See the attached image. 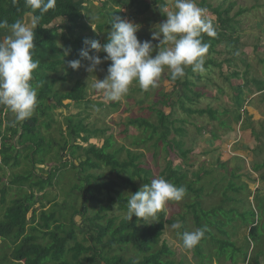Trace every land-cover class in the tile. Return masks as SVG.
<instances>
[{"label": "trees", "instance_id": "16d2710c", "mask_svg": "<svg viewBox=\"0 0 264 264\" xmlns=\"http://www.w3.org/2000/svg\"><path fill=\"white\" fill-rule=\"evenodd\" d=\"M90 2V0H57L56 7L45 13L34 29V58L40 61V65L34 70L31 83L34 87L38 84L42 86L37 94L38 105L33 116L26 121L13 124V116L5 107L0 106V166L10 167L12 170H19L22 167L24 169V172L20 175L12 176L8 185H5L0 177V205L5 204V197L13 185H16L19 191H23L25 186L31 190L29 194L23 197L11 200L0 214V241L5 244V249L9 251L8 254L2 252L0 260L6 262L10 259L15 264H174L169 258L165 259V257L172 255V252L164 242L161 243L160 249H158L166 224L171 225L175 221L174 219L173 222L165 220L164 211L158 213V222L143 224L141 227L138 225L143 222L137 221L135 216L129 222L121 219L120 216L105 214L112 210L114 204L119 205L121 211L127 210L128 196L123 194L120 189L124 187L131 188L132 193H135L138 191L135 180L140 181L142 184L151 183V171L147 170L140 162L143 157L141 152H131L124 146L113 150L111 137L106 139L103 145L98 148L89 146L86 150H82L79 144H75L76 141L86 142L87 139L96 137L97 134L89 131L86 125L83 124L82 119L77 121L70 117V120L66 123V129L71 140L63 142L59 150L61 152L68 146L71 148L70 154H73L76 150L83 151L85 160L79 163L80 168H76L72 163H70L71 166L67 161L62 162L60 160L61 163L69 165L70 170L73 171L71 180L74 178V183L71 184L68 193L65 194L67 202L58 204L54 198L55 194L50 191L53 187L59 186L60 183L57 180L60 170L57 169L59 161L55 160V165L46 172L39 168L47 163L45 160L47 157L48 160L53 161V158L49 155L53 146L50 150L46 149V145L49 144H46L38 134L37 128L40 121L43 120L44 123L49 119L48 112L50 110L57 107H67L66 105L63 106V101L67 100L75 104H85L86 102L83 84L81 85L78 82L70 91L57 93L54 91L57 80L52 75L56 72L57 64L66 63L70 59H81L79 52L81 48L85 47L83 40L73 38L71 35L77 28L85 27L83 13L86 12V5ZM157 2L160 3V8L164 7L162 0H153L154 5ZM101 4L102 9H99L98 14L99 17L104 18V23H97V28L100 31L106 26L111 27L109 23L112 16H121L120 8H109L110 13L105 11L108 5L132 7L137 15H143L150 9V4L144 0H105ZM201 6L216 16L217 26L221 30L228 29L230 20L227 15L225 16L226 19L221 18L227 13L228 9L222 11L220 6L211 9L209 4H205V1L202 2ZM240 13L239 11L237 15H240ZM32 15H39V12L33 13L26 5L25 0H0V20H7L11 24L17 19L25 20L26 17H32ZM216 32L217 36L215 38L202 33L203 42L209 44L208 52H211L214 45L223 40V33L218 30ZM65 34H68L69 37H66ZM92 39L98 40L96 37ZM58 40H62L61 47L58 45ZM234 42L232 38L229 39V43ZM67 49H70V52L65 57L64 52ZM92 53L90 51L89 54ZM60 56L62 57L60 58ZM188 75H193L191 69L188 71ZM170 81L175 82L176 86L180 83L179 79L175 81L171 79ZM180 85L184 90L177 93L175 100L172 101L171 94H163L159 103L167 105L171 111L174 104L177 103L182 110L188 113H198L200 115L207 113L212 120H216L211 109L193 110L185 108L184 102L188 101L190 103L193 101L192 98L187 96L191 92V83L189 80H185ZM255 85L257 92L264 94V80L255 81ZM191 94L194 98H198L200 95L196 92H191ZM43 99L48 100V105H45L44 110L41 103ZM49 100H52L51 105H49ZM235 103L237 113H235L234 119L235 122H239L241 115L238 112L241 110L242 105L238 97H235ZM155 112L157 123L154 125L143 119H137L129 123L136 126L143 134L148 135L146 142L154 140L152 145L153 157H158L160 153L164 155L165 167L160 177H164L176 186H184L187 190L185 199H188L185 209L195 212L197 208L201 207V201L198 200L197 194H200L202 190L195 188L197 181L189 180V183H187L186 173L179 166H173L172 162L167 160L173 156L180 161H186L190 150L183 148L185 130L183 127L176 128L173 126V121L169 120L170 114L165 115L161 110ZM4 113H7L8 116L3 117ZM221 125L222 127L226 126L225 122ZM48 127L49 125H46V128ZM171 132L178 135V139H169ZM213 137L217 138L215 135ZM140 142L146 143L145 140ZM133 143L135 144V141ZM122 151H125L126 157L120 160L119 154ZM23 152L25 153L24 156H22ZM21 158L23 161H21ZM263 166L264 164H253L252 168L254 171H258ZM102 168H107L109 173L115 174L116 181L111 179L105 181V176L98 173ZM232 174H234L233 171ZM197 175V173L193 174V177L200 179ZM222 181L223 178L221 177L220 182H214V189H219V183ZM211 182L213 181L211 180ZM34 189L38 190L40 194L42 193L40 197L34 194ZM242 189V187H236L234 191L240 193ZM246 190L249 191L247 187ZM250 193H247V195ZM258 197L262 196L254 194V206L256 208L257 203V206H260L262 210L264 209V198L260 199ZM41 199L46 200V203L50 205V209L47 212H40L39 223L34 226L36 206L44 208ZM78 201H80L81 207L79 206L77 209L76 204ZM237 202L240 203L241 199H237ZM236 206L238 205L233 204L232 208L230 207L226 212L221 210L219 222L208 220L205 224H202L199 218L194 217L197 228L203 226L208 228L205 237L193 249L195 257L198 258V264H211L212 257L217 260L224 258L231 261H236L238 257H242V260L246 261L247 264H260L259 258L264 260V245L262 244L264 234L261 232L262 229H259L260 220L262 218L264 220V211L260 213L258 207L255 211L251 206L250 212L239 213L240 210L236 209ZM96 209L98 211H94ZM215 210L208 211L205 218L209 219L210 214L214 213ZM90 211H94V214L88 216L87 214H90ZM222 212L225 215H230L232 222L231 220L225 222ZM254 212L257 216L255 222ZM28 215H30V218H28ZM76 216L81 218V225L75 224L74 217ZM67 217L68 220H66ZM117 221L118 223H116ZM28 225H31L28 228L30 232L26 234ZM242 226L248 228V236L244 239L246 240V243H244L245 249L242 246L237 247V241L231 239L236 234V230ZM45 239L48 242L43 241ZM129 245L142 254L139 258L140 261H135L134 258L125 259L118 254H110L116 249L122 250ZM203 246L213 249L212 257L209 256V253L202 252Z\"/></svg>", "mask_w": 264, "mask_h": 264}, {"label": "rangeland", "instance_id": "374dc122", "mask_svg": "<svg viewBox=\"0 0 264 264\" xmlns=\"http://www.w3.org/2000/svg\"><path fill=\"white\" fill-rule=\"evenodd\" d=\"M90 1V4L86 5V12L83 13V24L85 27L77 28L71 36L80 40L96 37L101 44H104L110 27L106 26L100 31L97 28V23H104V18L102 16L99 17L98 12L99 9H102L101 3H104L105 0ZM144 1L150 4V9L143 15H137L132 7L128 8L124 5L121 7L108 5L105 11L110 13L109 8H120L121 18L140 26L136 33L138 40H151L153 31H158L159 24L167 19V12L175 10V0H162L164 3L163 8H160L159 2L154 5L153 0ZM203 1H205V4H209L211 9L218 6L222 8V11L228 9L227 13L221 17L224 19L227 15L230 20L227 30L223 31L217 26L216 16L201 6ZM196 3L204 10L205 17L212 22L214 28L223 33V40L214 45L212 51L206 54L205 73L200 74L192 71L193 75L190 76L188 71L191 67H188L185 69V77L179 79L180 83L177 86L175 82L170 81L171 74L166 69L162 74L159 87L156 89H150L145 92L138 84L133 83L130 86L129 93L121 101L106 102L102 96L97 94L92 85L95 82V76L99 80L104 79L111 61L101 63L92 74L85 70L89 64L87 60L81 61L82 66L78 70L69 68L67 62L56 65V72L52 75L57 80L54 91L66 93L79 82L84 86L86 100L85 104L63 101V106L66 105L67 107H57L50 110L48 112L49 119L44 123L41 120L43 124L40 121L37 128L39 137H42L45 143L49 144L46 145V149L50 150L53 146L51 154H49L53 161L48 160L47 157L45 159L47 163L39 168L46 172L55 165V160L59 161L57 169L60 170L57 180L60 183L59 186H55L50 190L55 194L54 198L58 204L67 202L65 194L68 193L69 187L74 183V178L71 180L73 171L70 170L71 167L69 168L70 163L74 164L76 168H80L79 163L85 160L83 151L76 150L73 154H70L71 148L68 146L61 152L59 150L63 142L71 140L66 129V123H68L70 117L77 121L82 119L88 130L97 134L96 137H91L86 142L82 140L76 141L75 144H79L82 150H86L89 146L98 148L103 145L106 139L111 137L113 150L124 146L131 152H141L143 157L140 162L147 170L151 171L152 179H154L160 177L165 167L164 155L160 153L158 157L154 158L152 146L154 140L146 142L148 135L143 134L141 130H138L136 126H132L129 122L143 119L154 125L157 123L155 111L161 110L165 115L170 114L169 120L173 121L174 127H183L185 130L183 148L190 150L186 161H180L173 156L167 160H170L173 166H179L186 173L187 183H189V180L197 181L195 188L202 190L200 194H197L198 200L201 201L200 208H197L195 212L185 209L188 203V199L185 198L179 203L169 202L164 210L165 220L173 222L174 219L173 223L180 222L182 228L179 231L182 233L197 229L194 217L199 218L202 224H205L208 220L219 222L220 211L226 212L230 207L232 208L233 204L238 205L236 209L240 210L239 213L250 212L251 206L255 211L258 207L260 213H263L264 209L261 210L256 202L255 208L253 199L254 194L256 196L261 195L262 197H258L260 199L264 198V178H262L264 176V166L258 171H254L252 167L253 164H264V94L257 93L255 85V81L264 80V0H196ZM239 11L241 13L237 15ZM30 19L31 16L26 17L25 21ZM65 36L69 37L68 34H65ZM230 38L235 42L229 43ZM61 44L62 40H58L60 47ZM152 44L154 49L158 50L159 41L152 40ZM155 54L156 52L154 51L153 56ZM97 55L103 60L106 53L101 52ZM71 60L73 59L68 61ZM185 80L190 81L191 92H196L200 95L198 98H194L191 92L187 94L193 101L189 103L185 100L184 107L193 110L211 109L215 114L216 120H212L207 113L202 115L188 113L182 110L177 103L174 104L172 111L167 105L159 103L163 94H171L172 101L175 100L177 93H181L184 90L180 84ZM40 89L41 87L37 89V93ZM235 97L239 98L242 105L241 110L238 112L241 115L239 122H235L234 119V115L237 113ZM41 103L44 110L45 105H48V100L43 99ZM51 104L52 100H49V105ZM224 122L226 126L222 127L221 124ZM46 125H49V127L46 128ZM214 135L217 138H214ZM173 138L178 139V135L171 132L169 139ZM144 140L145 144L140 142ZM134 141L135 144L133 143ZM52 142L54 143L53 145ZM24 154L23 152L22 156ZM125 157V151H122L119 154V159L122 160ZM60 160L62 162L67 161L69 165L61 163ZM21 161H23L22 158ZM232 171L235 175L232 174ZM23 172V167L19 170H12L10 167L0 166V177L5 185H8L12 176L20 175ZM98 173L105 176V181L110 179L116 181L115 174L109 173L107 168H102ZM196 173L200 179L193 177V174ZM221 177L223 181L219 183V189H214L215 185L213 183L220 182ZM142 185L140 181L135 180L137 190ZM236 187H242V192L236 193L234 191ZM246 187L249 191L246 190ZM30 191L27 186L24 187L23 191H19L16 185L11 186L5 197V204L0 205V214L11 200L21 198L29 194ZM120 191L127 196L129 192H133L131 188L126 187L120 189ZM250 191L253 193L252 196L247 195ZM33 192L37 197L42 194L36 189ZM237 199H241V202H237ZM41 202L44 208L36 206L34 226L39 223L40 212H47L50 209V205L46 203V200L41 199ZM79 206L81 207L80 201L77 202L76 208L78 209ZM212 209L216 210L210 214L209 219H206L205 214ZM94 211H98V209ZM94 211H90V214L87 215H93ZM126 211H121L119 205L114 204L112 210L105 214L120 216L123 219ZM222 216L225 222L229 220L232 222L230 215H225L222 212ZM256 217L254 212V222L257 221ZM28 218H30V215H28ZM66 220H68V217ZM74 222L76 225L82 224L79 216L74 217ZM143 224L145 223L140 222L138 226L141 227ZM171 225L166 224L158 249H160L161 243L164 242L172 252V255L165 257V259L169 258L174 264H198V258L195 257L194 251L183 248L181 237L177 235V230L171 229ZM30 226H27L26 234L30 232L28 229ZM259 229H262L261 232L264 234L263 218L260 220ZM247 231L248 228L242 226L231 237L232 241H237V247L242 246L245 249L244 243H246V240L244 239L248 236ZM262 240H264V236ZM43 241L48 242L47 239ZM262 244L264 245V242ZM2 252L9 253L5 249V244L0 241V257ZM202 252H207L211 256L213 249L203 246ZM110 254H118L125 259L134 258L135 261H140L139 258L142 256L137 249L130 245L122 250L116 249ZM259 261L260 264H264L262 258H259ZM245 262L242 257H238L236 261L225 260L224 258L219 260L211 258V264H247ZM0 264L15 263H12L9 259L6 262L0 260Z\"/></svg>", "mask_w": 264, "mask_h": 264}, {"label": "clouds", "instance_id": "9594fccd", "mask_svg": "<svg viewBox=\"0 0 264 264\" xmlns=\"http://www.w3.org/2000/svg\"><path fill=\"white\" fill-rule=\"evenodd\" d=\"M56 2L25 0L32 12L38 11L39 15H32L28 21L17 19L11 24L0 20V36L3 37L0 39V106L13 116V124L30 119L38 105L37 89L42 85L34 87L31 83L33 72L40 65L34 58V29L41 17L56 7ZM174 9L167 12V19L159 24L158 31H153L151 40H138L136 33L140 26L119 16H112L104 44L96 39L83 40L85 47L81 48L79 56L89 61L85 69L88 73H94L104 61H111L104 79L99 80L94 75L92 85L106 102L121 101L133 83L145 92L156 89L166 69L173 81L184 78L188 67L194 73H205L209 44L203 42L202 33L215 38L217 32L196 0H175ZM152 40L159 41L158 50L154 49ZM90 51L93 54L90 55ZM69 52L70 49L65 50L64 55ZM101 52L106 53L103 60L97 55ZM81 59L68 61V67L78 70L82 66ZM186 192L184 186H176L162 176L154 178L135 193H128L123 219L130 222L135 216L145 224L158 222V213L164 211L169 202H181ZM170 227L177 230L185 250L195 249L208 231L207 226H203L181 233L180 222Z\"/></svg>", "mask_w": 264, "mask_h": 264}, {"label": "crops", "instance_id": "0c3cea01", "mask_svg": "<svg viewBox=\"0 0 264 264\" xmlns=\"http://www.w3.org/2000/svg\"><path fill=\"white\" fill-rule=\"evenodd\" d=\"M0 37H1V36H0ZM2 38H3V37H2ZM2 38H1V39H2ZM4 116L7 117V116H8L7 113H4V114H3V117H4Z\"/></svg>", "mask_w": 264, "mask_h": 264}]
</instances>
